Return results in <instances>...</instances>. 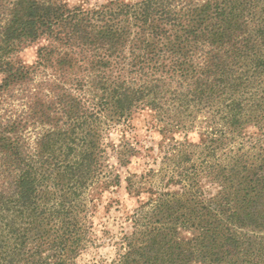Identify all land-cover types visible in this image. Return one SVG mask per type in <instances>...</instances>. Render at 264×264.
Returning <instances> with one entry per match:
<instances>
[{
    "label": "trees",
    "instance_id": "1",
    "mask_svg": "<svg viewBox=\"0 0 264 264\" xmlns=\"http://www.w3.org/2000/svg\"><path fill=\"white\" fill-rule=\"evenodd\" d=\"M105 2L0 0V112L3 96L23 95L38 129L32 145L26 120L0 113V264H77L104 114L120 123L148 109L164 130L203 117V161L187 166L192 143L168 150L166 186L183 189L168 199L156 180L141 186L147 173L129 179L133 195L155 196L111 264H264V139L247 136L264 122V0ZM41 38L25 64L22 48ZM200 174L217 196L202 194Z\"/></svg>",
    "mask_w": 264,
    "mask_h": 264
},
{
    "label": "rangeland",
    "instance_id": "2",
    "mask_svg": "<svg viewBox=\"0 0 264 264\" xmlns=\"http://www.w3.org/2000/svg\"><path fill=\"white\" fill-rule=\"evenodd\" d=\"M68 1L71 5H81L88 10L106 3V0ZM47 43L45 38H41L33 44L24 46L19 57L27 65L35 64L40 47ZM48 74L53 76L50 70ZM43 76L40 73L38 79H45ZM26 100L23 95L14 98L6 94L3 96V109L0 113L6 114L5 117H7L14 112L15 116L25 119L26 121H21L23 124H28L25 134L29 143L35 145L38 129H35L31 119L24 116V112H28ZM104 115V126L101 129L102 143L99 144L101 169L98 171L102 173L95 178L93 184L83 194L82 201L87 204L88 209L81 213L85 216L81 223L86 220L89 228L86 233V245L76 256L77 264H111L118 257L123 237L133 232V215L140 207V200L147 201L155 196L148 191H144L141 196L130 193L129 179L131 177L139 180L147 173L143 177L144 184L141 186L149 187L152 180H156L155 182L160 185V190L164 194V199L174 194L171 192L180 194L183 189L178 187V184L171 183L166 186L168 177L163 172V167H166L164 156L175 144L192 143L191 148L194 152L191 156L192 161L187 166L194 167L193 164L198 165L203 161L200 156L203 153L201 147L207 140L203 117H199L192 128L183 130L177 125H167V130H164L165 123L169 121H159L160 117L157 112L151 109L141 110L120 123H117V115L114 112L110 111ZM161 128L165 133L161 132ZM247 132V136L252 135L255 138L264 139V122L260 128L250 126ZM152 168H155L159 174L162 172V175L158 174L154 177L148 174ZM202 174L198 177L202 194L204 193L206 198L217 196L221 188L220 183L211 176L201 178ZM163 178L165 181L162 183ZM183 184L189 192V175L185 176ZM146 208L148 210L151 206ZM182 234L183 237H189L191 233L182 231Z\"/></svg>",
    "mask_w": 264,
    "mask_h": 264
}]
</instances>
